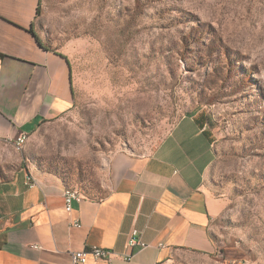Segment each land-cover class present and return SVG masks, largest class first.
I'll return each instance as SVG.
<instances>
[{"label":"rangeland","instance_id":"374dc122","mask_svg":"<svg viewBox=\"0 0 264 264\" xmlns=\"http://www.w3.org/2000/svg\"><path fill=\"white\" fill-rule=\"evenodd\" d=\"M37 23L69 59L74 106L19 150L0 142V187L24 167L99 196L117 152L144 154L202 113L226 201L213 233L227 261L264 264V0H40Z\"/></svg>","mask_w":264,"mask_h":264},{"label":"crops","instance_id":"0c3cea01","mask_svg":"<svg viewBox=\"0 0 264 264\" xmlns=\"http://www.w3.org/2000/svg\"><path fill=\"white\" fill-rule=\"evenodd\" d=\"M39 1L0 0V142L14 148L21 132L32 134L74 106L69 59L43 40ZM213 145V129L199 113L184 115L150 151L117 152L104 192L82 194L69 212L59 176L20 167L0 187L7 203L0 264H68L71 251L93 244L113 264H237L223 256L211 226L226 206L208 181ZM132 227L146 247L127 246Z\"/></svg>","mask_w":264,"mask_h":264},{"label":"built area","instance_id":"2783aa9c","mask_svg":"<svg viewBox=\"0 0 264 264\" xmlns=\"http://www.w3.org/2000/svg\"><path fill=\"white\" fill-rule=\"evenodd\" d=\"M22 139H28V134L26 132H21L14 140V146H18L21 149ZM26 184L31 187L34 186L33 179L29 176L27 178ZM63 204L67 212L72 209V202L79 201L82 197L79 194L63 195ZM74 226H80L78 221L73 222ZM126 244L130 249L135 247L144 248L147 243L141 239L139 230L136 227H132L128 233ZM36 247L35 245H33ZM132 254L123 256L124 259L129 260ZM89 258L94 260H104L106 264H113L112 258L108 254V250L104 247L98 245H90L81 249L73 250L70 252V261L68 264H86Z\"/></svg>","mask_w":264,"mask_h":264},{"label":"bare ground","instance_id":"6f19581e","mask_svg":"<svg viewBox=\"0 0 264 264\" xmlns=\"http://www.w3.org/2000/svg\"><path fill=\"white\" fill-rule=\"evenodd\" d=\"M27 141V139H22L21 141V148L23 147V145L25 144V142ZM16 149L19 150L18 146H15ZM79 194L80 197H82V194L79 192V190L77 188L74 187H66L64 189V193L63 195H72V194Z\"/></svg>","mask_w":264,"mask_h":264},{"label":"trees","instance_id":"16d2710c","mask_svg":"<svg viewBox=\"0 0 264 264\" xmlns=\"http://www.w3.org/2000/svg\"><path fill=\"white\" fill-rule=\"evenodd\" d=\"M38 14H39V6H38V8H37V15H38ZM41 45H42V43H41ZM199 115H200V117H201L205 122H207V124L209 125V127L212 126L211 121L209 120V118L207 117V115H204V114H202V113H199Z\"/></svg>","mask_w":264,"mask_h":264}]
</instances>
